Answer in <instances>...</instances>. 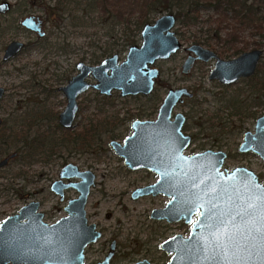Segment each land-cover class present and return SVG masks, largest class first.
Here are the masks:
<instances>
[{
  "label": "rangeland",
  "instance_id": "rangeland-1",
  "mask_svg": "<svg viewBox=\"0 0 264 264\" xmlns=\"http://www.w3.org/2000/svg\"><path fill=\"white\" fill-rule=\"evenodd\" d=\"M9 1L13 4L11 12L0 15L3 27L12 19L16 37L25 41L28 35L16 30L14 26L19 24L23 16L34 14L46 18L44 27L49 34L41 45L28 48L8 62L2 61L1 49L12 36L0 38V86L6 90L0 101V120L3 122L2 125L11 126L13 131H22L23 123L27 121L35 122L28 136L24 138L27 142L38 134L50 133L52 138L53 136L54 139L55 136L57 138L56 133H52L56 119L51 118L65 105V99L62 93L57 91V87L64 85L67 79L74 75V65L77 61L96 64L112 53H117L119 59L124 58L128 46L123 48L116 45V42L120 43L128 36L129 31H126V27L134 30V23L137 20L152 22L162 14L148 10L146 4H151L149 0H117L118 2L110 0L111 9L115 12L114 18L108 17L102 11V2L85 16L81 14L80 9L72 11L73 5L70 2H66V11L62 12L64 4L54 6L60 0ZM49 9L53 12L51 13ZM200 14L205 17L208 12L203 10ZM177 27L176 24L175 31L183 46L192 44V37L200 33L197 26L185 29ZM138 33L134 40L135 44L139 45L141 39ZM29 37L33 38L30 35ZM244 37L247 41L244 51L258 48L255 44L259 40L257 37L250 38L246 35ZM261 44L258 49H262L263 54L258 69L264 65V41ZM216 48L221 49L220 46ZM236 55L238 54L229 52L221 57L232 58ZM185 56L186 52L181 48L169 59L155 62L154 66L159 69L160 75L155 84L154 96L157 95L156 100L158 99L159 103L153 109V119L156 118L157 107L168 88L182 86L188 88L194 93V97L174 109V112L180 111L186 115L183 130L194 136L185 153L192 154L205 149L224 150L228 153L223 165L225 168L245 166L253 170L264 182V161L254 153L237 152L242 133L252 129L255 117L264 113V107L259 108L254 116L250 114L243 120L238 116L228 115L230 113L228 106L235 104L237 96L238 99L242 98L238 95L239 91L246 97L244 102L250 103L252 100L253 95L246 86L247 82L243 81L225 88L217 81L209 80L212 62H198L188 74H183L181 64ZM259 101L264 104L263 98H259ZM146 103L144 97L140 95L121 97L118 91H113L109 97H102L90 89L82 96L78 122L81 124L90 119L102 122L101 118L104 115L106 116L104 120H107L106 118L114 120L116 117L121 118L126 109L131 110L133 117L149 119L152 116L150 110L143 105ZM98 108L106 110L104 115L97 110ZM234 109L242 112L244 108L234 106ZM251 110L252 107L250 112ZM42 112L49 115L47 119H38ZM129 122L112 134L113 139H121L128 134ZM230 125H235L232 127L235 128L234 131L225 133L231 129ZM108 135L103 134L102 141L79 150L70 143L61 144L56 151L57 155L60 154L62 157L55 156L51 165L44 166L40 163L37 160L38 155L33 156L32 162L29 158L30 164L24 165L22 153L19 152L20 157L18 156L12 164L13 172H0V221L16 213L19 207L32 197L42 201L40 210L44 213L45 222L52 223L64 216L63 203L49 191L48 186L52 179L57 177L58 167L68 160L82 168L91 169L96 175L95 186L90 191L85 208L88 222L94 223L102 235L85 249L84 264H94L101 260L112 239L116 241V251L110 264H132L143 258L153 264H165L169 255L159 248L160 242L176 233L187 235L190 225L182 221L168 223L149 217L152 209L163 208L168 201V197L162 194L145 195L136 199L130 197L134 188L155 182L157 174L147 169H127L123 159L108 146L107 141L111 139L107 137ZM22 140L12 142L8 151L14 152L20 148ZM64 157L67 159L63 160ZM47 168L49 172H45L44 179L38 180L40 171ZM5 186L12 187L13 190L5 193ZM38 189L44 191L36 192ZM24 192H31V195L26 198ZM67 195L72 196L73 192L69 191Z\"/></svg>",
  "mask_w": 264,
  "mask_h": 264
},
{
  "label": "water",
  "instance_id": "water-1",
  "mask_svg": "<svg viewBox=\"0 0 264 264\" xmlns=\"http://www.w3.org/2000/svg\"><path fill=\"white\" fill-rule=\"evenodd\" d=\"M7 8V2L0 4V12ZM175 23L173 13L160 15L153 24L146 23L140 33L141 46H130L125 60L120 63L116 54L93 66L79 62V73L61 88L67 103L59 114V123L65 128L71 126L77 110L76 97L90 86L85 80L88 74L97 81L91 86L103 94H110L112 89L120 90L121 95L150 93L158 75V70L150 65L157 59L168 58L180 48L181 43L173 29ZM22 25L34 31L39 30V22L32 16L26 17ZM21 47L22 44L16 41L8 44L4 59ZM187 50L191 54L182 64V72L186 73L195 59H214L208 78L216 79L224 85L254 74L263 54L262 49L253 48L233 58L221 59L213 50L199 44H192ZM3 93L4 89L0 87V98ZM191 96L192 93L186 88L169 89L155 120H135L131 124L133 133L124 139L123 144L109 142L110 148L123 158L127 168H146L157 174L153 184L135 188L130 195L132 199L150 194L168 197L163 208L151 210L150 218L168 223L183 221L191 224L187 236L176 233L159 244V248L169 255L166 264H209L204 259L203 251L204 243L210 239L208 229L203 224L197 227L196 221L201 219L200 214L194 209L188 211L191 194L202 191L205 185H226L230 192L234 186L233 195L239 199L240 205L251 203L252 207L247 209L250 213L248 223L237 225L241 232L264 221V183L252 170L243 166L231 170L224 168L227 154L223 150L206 149L190 155L184 153L190 143V136L181 130L184 116L176 113L173 120L170 117L173 107L183 102V97ZM238 151L252 152L264 161V114L255 119L253 131L246 130L243 133ZM6 161H0V165ZM71 177L80 180L76 183H63L62 179ZM94 178L91 170L79 171L71 163L61 168L59 179L51 184V190L61 200L63 190L68 187L75 188L78 195L64 205L66 215L52 224L42 220L43 214L36 212L38 203L33 201L3 218L0 221V264H83L85 246L101 236L95 224H88L84 208ZM201 234L203 238L194 245L193 242ZM252 242L259 245V237ZM113 252L114 242L104 259L96 264H108ZM134 264L153 263L144 258ZM221 264L226 262L221 259ZM251 264H259L258 258L254 257Z\"/></svg>",
  "mask_w": 264,
  "mask_h": 264
},
{
  "label": "flooded vegetation",
  "instance_id": "flooded-vegetation-1",
  "mask_svg": "<svg viewBox=\"0 0 264 264\" xmlns=\"http://www.w3.org/2000/svg\"><path fill=\"white\" fill-rule=\"evenodd\" d=\"M59 1V0H58ZM108 1V2H107ZM112 1V0H111ZM114 1H117V0H114ZM145 1H148V0H145ZM150 2H151V4H146V5H148V7H149V9L148 10H152L153 12H154V10L153 9H156L157 8V6L158 5H161V4H156V5H153V0H149ZM4 2H7L8 3V8H7V10H5L4 12H0V15L1 16H3V15H6V14H8V13H10L11 12V10H12V7H13V4H11V2L9 1V0H1L0 1V4H2V3H4ZM66 2H70L72 5H73V10L72 11H74V10H76V9H80L81 11V14L82 15H85V16H87L88 14H89V12H91V11H93V10H95L98 6H100L99 5V2H102L101 3V6H102V11H104L106 14H107V16L108 17H111V18H114L115 17V12H114V10H112L111 9V6H112V4H111V2H110V0H102V1H98V0H60L59 2H57V3H55L54 4V6L55 5H59V6H62L63 4L65 5L66 4ZM118 2V1H117ZM64 5L62 6V12H64V11H66V5H65V7H64ZM84 6H86V8L84 7ZM84 7V8H83ZM53 7H51V9H52ZM51 9H49L50 11H51V13L53 12V10H51ZM71 11V10H70ZM69 11V12H70ZM50 13V12H49ZM48 13V14H49ZM159 13V12H158ZM160 13H162V14H166V13H173L174 15H175V12L174 11H168V10H165V11H163V12H160ZM161 14V15H162ZM29 16H32V17H34L35 18V21H37V22H39V30L38 31H34V30H31V29H29V28H26L25 26H23L22 25V21L26 18V17H29ZM176 18V17H175ZM45 21H46V18H41L40 16H37V15H34V14H27V15H25V16H23L21 19H20V21H19V24H16V26H14V28L16 29V30H20V32L22 31V32H24L25 34H27L28 35V37L26 38V40L24 41V40H22V39H20L19 37H16L17 35H15L16 33H14V31H13V21H12V19H11V21L9 22V23H7V25H5V27H3V24H2V22L0 21V38H4V36L5 37H7L8 35H11L12 37H11V39L4 45V47H2V49H1V52H2V61H4V62H8V61H10L11 59H13V58H15V57H17V56H19L21 53H23L24 51H26L28 48H35V47H37V46H39V45H41V43L42 42H44V41H46V37H48V32H47V30H46V28L44 27V23H45ZM118 21H120V20H118ZM121 22V21H120ZM153 22L154 21H152V22H147V21H145L143 24H142V26H141V28H140V30H138V31H136L135 29L134 30H129V28H127L126 27V31H129V33H128V36H126L125 37V39H122V41L120 42V43H118V42H116V45H118V46H121V47H123V48H125V47H127L128 46V48L130 47V46H132V45H136V46H141V44H142V40H140V44L138 45V44H135V40H134V37L137 35V32H139L138 34H139V36H140V33H141V31H142V29H143V27H144V25L146 24V23H149V24H153ZM177 24V21H176V23H175V25ZM174 29V31H175V27L173 28ZM126 31L124 32V33H126ZM175 33H176V36H177V32L175 31ZM29 35L30 36H32L33 38L31 39L30 37H29ZM177 38H178V36H177ZM140 39H141V37H140ZM178 40H179V38H178ZM13 41H16V42H18V43H21L22 44V47L18 50V51H16L15 53H13L11 56H9L7 59H4V55H5V49H6V47L8 46V44H10L11 42H13ZM180 41V40H179ZM122 43V44H121ZM127 43H129V45H126ZM180 43H181V45H180V48L177 50V51H179L181 48L186 52V56H185V58H184V60H183V62H182V64L184 63V61L186 60V58H187V56L189 55V54H191V52L190 51H188L187 50V48L190 46V45H192V44H198V43H192V44H190V45H188V46H183L182 45V42L180 41ZM199 45H201V44H199ZM201 46H203V45H201ZM205 47V46H204ZM208 48V47H207ZM210 49V48H209ZM212 50V49H211ZM177 51L175 52V53H177ZM214 51V50H213ZM127 52H128V49H127V51H126V53H125V55H124V58H122V59H119V55L117 54V53H112V54H110V55H108V56H105V57H103L100 61H98L96 64H89V63H86V62H84V61H82V60H79V61H77L76 63H75V65H74V68H75V73H74V75H71L68 79H67V81H66V83L64 84V85H60V86H58L57 87V91H60L61 93H62V95H63V97H64V99H65V105H64V107L66 106V103H67V99H66V97H65V95H64V92H63V90L61 89L63 86H65V85H67V83H68V81L69 80H71V78L73 77V76H75V75H77L78 73H79V71H78V69H77V64L79 63V62H82V63H84L85 65H89V66H93V65H97V64H99L103 59H105V58H107V57H110V56H112V55H114V54H116L117 55V60H118V63H120V62H122L123 60H125V57H126V54H127ZM215 52V51H214ZM175 53H173V54H171L168 58H166V59H169L172 55H174ZM216 53V52H215ZM217 54V53H216ZM240 54V53H239ZM218 56H219V58H221V59H230V58H223V57H221V55H219V54H217ZM237 56V55H236ZM233 58V57H232ZM166 59H157V60H155V62L156 61H158V60H166ZM261 60V59H260ZM155 62L152 64V65H150V67L151 68H156L157 70H158V75H157V77L154 79V87L152 88V90H151V92L150 93H148V94H142V93H139V94H136V95H132V94H128V95H121V91L120 90H118V89H112L111 90V92H110V94H103V93H101L99 90H97V89H95V88H93L91 85L92 84H95L97 81L92 77V75L91 74H88V76L85 78V80L87 81V83L90 85L89 87H88V89L87 90H85V91H82L81 93H79L78 95H77V97H76V103H77V110H76V112H75V115H74V118H73V121H72V124H71V126L70 127H68V128H65V127H63L60 123H59V114L61 113V111L64 109V107L59 111V112H57L56 114H54L53 116H52V118L51 119H56L55 120V123H54V131L52 132V133H56V135H57V138H56V136H55V139H54V136H53V138H52V135L50 134V133H47V134H45L47 137H46V142H48V144H46L48 147H50L49 145H54L53 146V152L52 151H49L50 150V148H48L46 145H43V147H42V149H40V155H38V157H37V160L40 162V163H42L44 166L46 165V164H49V165H51V161H53L54 160V158H55V156H57V157H59V158H61L62 156L60 155V154H58L57 155V151L56 150H58V148L59 147H61L60 145L61 144H63V143H70L71 145H74L75 146V148L76 149H83V148H85L87 145H92V144H94V143H97V142H100V141H102V136H103V134L105 135V134H109L107 137L108 138H111V139H109L108 141H107V144H108V146H109V142L110 141H116V142H118V143H120V144H123V142H124V139L127 137V136H130L132 133H133V130H132V128H131V124H132V122L133 121H135V120H148V121H153V120H155V119H153V109L156 107V105L159 103L157 100H156V97H157V95H155L154 96V92H155V84H156V80L159 78V75H160V71H159V69L157 68V67H155L154 66V64H155ZM198 62H201V63H208V62H212V66H211V68H210V70L213 68V65H214V62H215V60L214 59H209L208 61H202V60H198V59H195V61L191 64V66L189 67V69L187 70V72L186 73H184V72H182V64H181V72L183 73V74H188L191 70H192V68H193V66H194V64H196V63H198ZM260 62V61H259ZM258 65H259V63L257 64V68H256V70H255V72H254V74H252L251 76H249V77H246V78H239L237 81H235L234 83H231V84H228V85H224V84H221L218 80H216V79H213V80H215V81H217L221 86H223V87H225V88H228V87H231V86H235V85H238L239 83H241V82H243V81H245V82H247L246 84V86H247V88L249 89V91L251 92V94L253 95V98H252V100L250 101V103H247V102H244V99L246 98L245 96H244V94L242 93V91L240 92H238V95L239 96H241L242 98H240V99H238V96H237V99H236V101H235V104H231V106L229 105L228 106V108L230 109V113H228V115H230V116H236V115H234L233 114V112H234V110L236 111V112H240L241 113V118L240 119H242L243 120V118L244 117H249V115L251 114L252 116H254V114L256 113V111L259 109V108H261V107H264V104H263V102L262 101H259V98H263L264 99V93H261L260 91H259V88H260V85H259V83L257 84V89H255V90H253V87H252V85H253V78L255 77V75L257 76L259 73H257V70H258ZM210 72V71H209ZM263 79H264V74H263V77H262ZM91 80H94V81H92L91 82ZM210 80V79H209ZM261 83H262V81H261ZM264 83V82H263ZM262 87L264 86V84H262L261 85ZM0 87H2V86H0ZM3 89H4V93H3V95H2V97L0 98V101L3 99V97H4V95H5V92H6V90H5V88L4 87H2ZM176 88H186V87H170V88H168L167 89V92H168V90L169 89H176ZM90 89H93L95 92H97V93H99V95L100 96H102V97H109L111 94H112V92L113 91H118L119 92V95L121 96V97H126V96H137V95H140V96H142V97H144V99H145V101L147 102L146 104H143L144 105V107H146L147 109H149L150 110V116H152L151 118H149V119H147V118H139V117H133V115L131 114V110H129V109H126L125 111H124V113H123V116L121 117V118H117L116 117V119L114 118V120L113 119H110V118H106L107 120H104L105 119V115H104V113L106 112V110H102V108H98L97 110H100L102 113L101 114H103L104 116L101 118L102 119V122H98L97 120L95 121V120H93V121H91L92 119H90V120H87V121H85V122H83V123H79L78 122V116H79V113H80V111H81V109H82V106H81V101H82V96L85 94V93H87ZM190 93H192V96L191 97H183V102H181V103H177L174 107H173V109H172V112H171V117H170V119L171 120H173L174 119V115L176 114V113H181V114H183V116H184V122H183V125H182V132L185 134V135H189L190 136V143H191V141H192V139L194 138V136H193V134H189V133H186L184 130H183V128H184V125H185V122H186V115L183 113V112H180V111H176V112H174V109H175V107L176 106H178V105H182V104H184L188 99H191V98H193L194 97V93L191 91V90H189L188 88H186ZM44 90V89H43ZM46 90V89H45ZM167 92L165 93V95L167 94ZM165 95H164V97H165ZM164 97L162 98V100H161V102H160V104L158 105V107H157V113H158V109H159V107H160V105L162 104V101H163V99H164ZM92 102V100L91 101H89V104ZM114 104V103H113ZM234 106L236 107V108H238V107H243L244 109H243V111L241 112V111H239L238 109H234ZM252 107V109L253 110H251V112H250V108ZM242 113H243V115H242ZM264 113H262V114H260V115H263ZM260 115H258V116H256L255 117V119L257 118V117H259ZM47 116H49V115H46L45 114V112L43 113L42 112V114H40V116H39V118L38 119H47ZM115 117V116H114ZM156 117H157V114H156ZM255 119H254V122H253V127H252V129L250 130V131H253V128H254V123H255ZM241 120V121H242ZM127 121L129 122V128L128 129H130V131L128 132V134H126V135H124V137H122L121 139H113V135L112 134H114L115 132H116V130L117 129H119L121 126H125V123H127ZM48 124H50V123H52V122H47ZM3 124V122H2V120H0V161H2V160H4V159H6L7 161L4 163V164H2V165H0V172H13V168H12V164H13V162H14V160L15 159H17L18 158V156H19V152H20V150H21V153H22V155H21V159H22V163L24 164V165H28V164H30V160H29V158L31 159V162L33 161L32 160V158H33V154L31 153V150H33L32 148H30V143L29 142H25V140H24V138H25V136L27 135L28 136V133H29V131L33 128V126L35 125V122H31V121H27V122H25V123H23V126H22V131H19L18 133H22V135H21V137H20V140L21 139H23L22 140V144H21V147L19 148L18 147V150H16V151H14V152H9L8 150H10L11 149V144H12V142H13V140H14V135H13V133H14V131L12 130V127L11 126H4V125H2ZM231 126V129L230 130H228V131H226L225 133H232L233 131H234V129L235 128H232V127H235V125L234 126H232V125H230ZM24 128H25V130H26V132H25V130H24ZM78 128V130H76ZM248 130V129H247ZM246 131V130H245ZM244 131V132H245ZM243 132V133H244ZM243 133H242V135H243ZM25 135V136H24ZM106 137V138H107ZM221 137V136H220ZM40 139H43V137H40ZM45 139V138H44ZM216 140L217 141H219V139L218 138H216ZM19 141V140H18ZM241 142V141H240ZM239 142V143H240ZM51 143H55V144H51ZM189 143V144H190ZM239 143H238V145H239ZM110 147V146H109ZM206 150V149H205ZM101 151V150H100ZM204 151V150H203ZM224 151V150H223ZM49 152H51V153H49ZM114 152V151H113ZM200 152H202V151H200ZM226 152V151H225ZM237 152L238 153H241V154H246V153H252V152H239L238 151V146H237ZM184 153H185V151H184ZM197 153V152H196ZM13 154H15L14 156H13ZM185 154H187V153H185ZM193 154V153H192ZM226 154H227V156H226V159H227V157H228V153L226 152ZM188 155H190V154H188ZM35 156V155H34ZM69 156V155H68ZM67 156V157H68ZM20 157V156H19ZM67 157L65 158L64 157V159L63 160H66L67 159ZM122 158V157H121ZM123 159V158H122ZM225 159V160H226ZM21 163V164H22ZM68 163H71V164H74V165H76L78 168H79V171H82V170H86V169H88V168H82L81 166H79L78 164H76V163H74V162H71V161H68V160H66V161H64V163L60 166V167H58V169H57V171L56 172H58L57 173V177L56 178H54V179H52V181L49 183V186H48V189H49V191L51 192V193H53L55 196H57L58 197V200H59V202H61V203H63V205H62V210L64 211V205L68 202V200L69 199H72V198H75V197H77V195H78V192H77V190L75 189V188H73V187H68L67 189H64L63 190V200H61L60 199V197H59V195L58 194H56V193H54L52 190H51V184L54 182V181H56V180H58L59 179V173H60V170H61V168L63 167V166H65L66 164H68ZM124 163V162H123ZM224 165V164H223ZM224 167V166H223ZM235 167H238V166H235ZM235 167H232V168H235ZM243 167H245V166H243ZM127 168V167H126ZM225 168V167H224ZM232 168H230V169H228V168H226V169H228V170H231ZM247 168V167H246ZM127 169H129V168H127ZM139 169H146V168H139ZM249 169V168H248ZM88 170H91V169H88ZM130 170H138V169H130ZM251 170V169H250ZM92 171V170H91ZM149 171H151V170H149ZM253 171V170H252ZM41 173H39L38 174V180H42V179H44V177L46 176V173L45 172H49V169L47 168V169H45V170H42V171H40ZM93 172V171H92ZM153 172V171H152ZM254 172V171H253ZM255 173V172H254ZM93 174H94V172H93ZM256 174V173H255ZM95 175V174H94ZM257 175V174H256ZM258 176V175H257ZM259 178V177H258ZM95 179H96V175H95V178H94V184L90 187V191H91V189H92V187H94L95 186ZM80 179L79 178H77V177H71V178H69V179H66V178H64V179H62V181H63V183H76V182H78ZM259 180L261 181V182H263L260 178H259ZM264 183V182H263ZM150 184H153V183H149V184H147V185H150ZM147 185H143V186H147ZM143 186H140V187H143ZM136 188H139V187H136ZM135 189V188H134ZM133 189V190H134ZM4 190H5V193H7L9 190H13V188L12 187H8V186H5L4 187ZM132 190V191H133ZM44 190L43 189H41V190H36V192H43ZM69 191H72L73 192V195L72 196H68L67 194H68V192ZM90 191H89V194H90ZM35 192V193H36ZM31 193V192H30ZM29 192H24V196L26 197V198H28L31 194H30ZM34 192H32V194H35ZM89 194H88V196H89ZM130 195H131V193H130ZM151 195V194H150ZM22 196V195H21ZM143 196H145V195H143ZM153 196V195H152ZM131 197V196H130ZM141 197V196H140ZM87 200H88V197H87ZM37 202L38 203V208H37V210H36V212H41L42 214H43V217H44V213L40 210V208H41V206H42V201H40V200H36V199H33V197H32V199H30L29 201H27L25 204H27V203H29V202ZM86 203H87V201H86ZM86 203H85V206H84V208L86 207ZM24 204V205H25ZM20 208V207H19ZM65 212V211H64ZM65 215H66V212H65ZM64 215V216H65ZM85 215H86V208H85ZM7 217V216H6ZM43 217H42V220H43ZM63 217V216H62ZM149 217H150V214H149ZM61 218V217H60ZM86 218H87V216H86ZM59 219V218H58ZM57 219V220H58ZM152 219V218H151ZM56 220V221H57ZM44 221V220H43ZM56 221H54V222H56ZM87 221H88V219H87ZM45 222V221H44ZM54 222H52V223H54ZM179 222V221H178ZM183 222V221H182ZM47 223V222H46ZM52 223H49V224H52ZM184 223V222H183ZM88 224H90V222H88ZM94 224V223H93ZM185 224V223H184ZM190 225V227H191V224H189ZM95 227H96V225H95ZM96 229H97V227H96ZM98 231H100L99 229H97ZM189 231H190V229H189ZM101 232V231H100ZM180 234V233H179ZM188 234H189V232H188ZM187 234V235H188ZM101 235H102V232H101ZM187 235H183V236H187ZM100 238H101V236H100ZM100 238H98L97 240H99ZM96 240V241H97ZM95 241V242H96ZM95 242H92V243H95ZM112 242H114V252H113V255L111 256V258H110V260H109V263L108 264H110L111 263V260H112V258H113V256H114V253H115V251H116V241L114 240V239H112L111 241H110V243H109V246H108V250H107V252H106V254L109 252V250H110V245H111V243ZM92 243H89V244H87L86 246H85V248H84V258H83V264L85 263V249L88 247V245H90V244H92ZM161 243V242H160ZM106 254L104 255V257L106 256ZM104 257L101 259V260H98V261H96L94 264H96L97 262H99V261H102L103 259H104ZM144 259V258H143ZM141 260V259H140ZM138 261V260H137ZM136 262V261H135ZM134 262V263H135ZM134 263H132V264H134ZM10 264V263H9ZM166 264V263H165Z\"/></svg>",
  "mask_w": 264,
  "mask_h": 264
},
{
  "label": "trees",
  "instance_id": "trees-1",
  "mask_svg": "<svg viewBox=\"0 0 264 264\" xmlns=\"http://www.w3.org/2000/svg\"><path fill=\"white\" fill-rule=\"evenodd\" d=\"M156 4L161 5L153 9L154 12L160 13L165 10L175 12L177 28L185 29L197 26L200 33L198 32L199 34L196 33L192 37L193 42L208 47L221 56H225L229 52L232 54L243 52L247 45V41L244 39L245 35L250 38L257 37L259 40L255 44L258 48L264 41V0H153V5ZM203 10L208 12L205 17L200 14ZM144 21L137 20L134 23V29L138 31ZM126 23L129 24L127 20ZM217 46H220L221 49L216 48ZM257 73L259 74L253 78V90L257 89L259 83V91L264 93V86H261L264 84L262 78L264 65L259 67ZM233 114L241 118L240 112L234 110ZM18 132L14 131L13 142L20 139L22 133ZM46 137V135L38 134L28 141L30 148L33 149L31 150L33 156L40 155V149L43 145L48 144ZM25 142L27 143L26 140ZM49 146L51 147L47 146L50 148L49 151L53 152L54 145Z\"/></svg>",
  "mask_w": 264,
  "mask_h": 264
},
{
  "label": "snow or ice",
  "instance_id": "snow-or-ice-1",
  "mask_svg": "<svg viewBox=\"0 0 264 264\" xmlns=\"http://www.w3.org/2000/svg\"><path fill=\"white\" fill-rule=\"evenodd\" d=\"M234 192V186L230 192L226 185H205L202 191L193 192L188 200V211L194 209L201 216L196 226L203 224L208 229L210 239L203 245L204 259L209 264H221V259L226 264H251L256 257L259 264H264V221L241 232L237 225L248 223L250 213L247 209L252 205H240L239 199L234 198ZM256 237H259V245L252 242ZM202 238L203 234L193 242L194 245Z\"/></svg>",
  "mask_w": 264,
  "mask_h": 264
}]
</instances>
